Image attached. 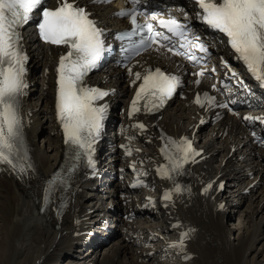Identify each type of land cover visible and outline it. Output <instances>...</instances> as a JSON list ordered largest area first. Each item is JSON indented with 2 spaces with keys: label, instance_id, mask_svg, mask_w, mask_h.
Instances as JSON below:
<instances>
[{
  "label": "bare ground",
  "instance_id": "obj_1",
  "mask_svg": "<svg viewBox=\"0 0 264 264\" xmlns=\"http://www.w3.org/2000/svg\"><path fill=\"white\" fill-rule=\"evenodd\" d=\"M178 4L182 6L179 1ZM183 7L189 9L187 16L198 11L193 5ZM98 11L103 16L110 13L108 9ZM118 24L124 25L121 21ZM63 51L44 46L32 50L33 88L28 99L20 104L21 118L24 116L31 122L28 126L23 125V135L29 147L27 163L32 167L27 174H21L7 164H0V264H174L167 263L162 257L170 251L180 257V264H264V176L255 192L242 197H239V191L215 193L218 182L224 179L231 182L232 159L224 160L223 168V159L218 163L209 161L195 165L181 180L165 182L154 178L150 167L158 164L155 165V160L150 157L158 146L156 131L165 129L178 136L186 130L193 123L188 100L182 104L175 102L158 122L154 118H139L137 121L149 125L145 129L134 127L129 118H124L126 137L120 142V155L128 156L136 146L143 147L140 154H133L136 167L130 175L132 178L144 175L150 184L149 191L131 197L129 187L124 183L116 198L101 190H90L86 196L85 189L93 186L82 183L83 191L77 192L75 186L69 192L52 195L44 205L46 183L61 157V141L50 105L54 98V64ZM106 73L112 76L119 91L127 93L121 80L122 71L108 70ZM120 114L121 109H118L117 115ZM124 115L123 112L117 118ZM245 117L240 113L238 118L244 125L249 120ZM234 129L226 139L213 137L215 131L211 130L206 136L216 146L212 147L206 141L201 148H206L208 153L223 152L226 156L230 149L227 144L234 139ZM198 132L200 136L204 133ZM128 150L130 154L127 155ZM257 162H263L260 156ZM123 167L130 168L128 165ZM213 180L212 189L207 184ZM250 183L246 182L243 187ZM176 184L181 187L179 193L173 191ZM204 187L207 191H203ZM166 189L171 190V200L161 199ZM109 200L116 202V207L127 215L128 220L119 226L108 242L110 244L89 247L87 253L81 255V247H76L75 221L86 216H89L88 221L94 220L99 212L105 211ZM61 203H67V208L58 212ZM235 217L239 228L233 238L227 224ZM83 224L86 223L80 222L79 226ZM181 233L188 234L182 249L159 242L161 236L170 234L178 235V241L173 243L178 244ZM185 256L189 258L185 259Z\"/></svg>",
  "mask_w": 264,
  "mask_h": 264
},
{
  "label": "snow or ice",
  "instance_id": "obj_2",
  "mask_svg": "<svg viewBox=\"0 0 264 264\" xmlns=\"http://www.w3.org/2000/svg\"><path fill=\"white\" fill-rule=\"evenodd\" d=\"M92 2L110 3L111 0ZM43 3L44 0H0V164H7L21 174H27V170L32 167L27 163L29 158L20 116V98L26 95L25 89L28 87L25 80L28 58L23 51L21 29L34 15H38L36 26L40 39L46 44L67 49L58 59L55 92L56 115L63 131L64 143L74 154L75 160L87 157L88 165L94 168L93 144L99 137L107 110L106 105L98 106L96 102L110 93L88 87L84 81L85 77L100 65L105 52L108 51L103 39L104 30L98 21L91 18L92 14L86 7L79 6L75 0H58V6L55 8L44 7ZM127 3L132 7L118 11L115 15L130 20L131 31L120 34L118 38L131 41V37L138 31H144L137 23L138 15L143 13L137 11L138 0H127ZM193 3L199 9L195 18L208 28L223 34L226 37L225 43L236 58L264 86V0H193ZM184 16L188 19L187 13ZM151 19L157 20L159 25L172 35L184 36L187 30V25H182L172 17L165 20L152 13ZM146 28L147 34L142 36L138 43L131 42V50L136 55H139L140 50L154 45L170 52L172 56L186 55L171 46L170 38L155 31L151 23H148ZM180 47L184 48L185 45L181 44ZM197 47L201 51H207L203 44H198ZM188 58L199 63L196 57ZM224 66L227 67L226 64ZM129 73L132 74L131 69ZM195 75L199 77L204 75V72L200 71ZM135 79H142L143 82L136 90L129 116L133 111H140L137 105L141 100L144 101L145 112L158 110L180 84L179 77L165 74L159 68L146 70L143 76L141 73H135ZM195 83L199 84L200 81L196 80ZM204 98L210 106H215L213 97L205 93ZM194 103L203 107L199 95ZM136 126L144 128L143 124ZM164 144L160 151L169 161V165H161L157 169L162 178L172 179L173 173L182 174L184 164L188 163L190 158L200 155L193 149L192 142L183 137L179 141L167 138ZM169 146L175 148L174 154H170ZM127 154H130V150ZM75 167L73 164L72 169ZM58 183L62 187L67 181L58 173L53 174L47 181L49 187L44 190L46 201L52 187ZM173 191L181 192L180 185L176 184ZM171 198V193H165L163 197L165 200ZM176 226L178 225H174ZM187 235L181 233L179 243L169 247L182 249Z\"/></svg>",
  "mask_w": 264,
  "mask_h": 264
},
{
  "label": "rangeland",
  "instance_id": "obj_3",
  "mask_svg": "<svg viewBox=\"0 0 264 264\" xmlns=\"http://www.w3.org/2000/svg\"><path fill=\"white\" fill-rule=\"evenodd\" d=\"M183 5H184V3H183ZM194 24V23H193ZM242 200V199H241ZM116 203V202H115ZM233 222V223H232ZM239 221H238V219H237V217H235V218H233V220L231 221V222H228V228L230 229V231L232 232V236H233V238H235L236 237V235H237V232H236V230L239 228ZM116 235H118V233H116ZM115 235V236H116ZM114 236V237H115ZM108 244H110V243H108ZM107 246V245H106ZM86 253H87V250L85 251ZM89 255V254H88Z\"/></svg>",
  "mask_w": 264,
  "mask_h": 264
},
{
  "label": "trees",
  "instance_id": "obj_4",
  "mask_svg": "<svg viewBox=\"0 0 264 264\" xmlns=\"http://www.w3.org/2000/svg\"><path fill=\"white\" fill-rule=\"evenodd\" d=\"M222 55V54H221Z\"/></svg>",
  "mask_w": 264,
  "mask_h": 264
}]
</instances>
